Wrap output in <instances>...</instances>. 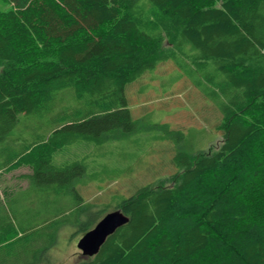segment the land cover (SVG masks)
<instances>
[{
  "label": "trees",
  "instance_id": "trees-1",
  "mask_svg": "<svg viewBox=\"0 0 264 264\" xmlns=\"http://www.w3.org/2000/svg\"><path fill=\"white\" fill-rule=\"evenodd\" d=\"M0 3V173L29 170L0 196V264H49L63 226L103 217L76 186L86 152L140 130L127 86L167 61L220 112L221 144L192 153L157 124L174 172L115 205L129 221L77 264H264V0Z\"/></svg>",
  "mask_w": 264,
  "mask_h": 264
},
{
  "label": "rangeland",
  "instance_id": "rangeland-1",
  "mask_svg": "<svg viewBox=\"0 0 264 264\" xmlns=\"http://www.w3.org/2000/svg\"><path fill=\"white\" fill-rule=\"evenodd\" d=\"M1 4L0 9L4 8ZM126 95L140 130L91 144L83 160L87 173L76 180L85 204L102 209L101 217L142 185L174 172L176 147L165 137L164 126L183 131L184 148L192 153L215 150L222 141L220 112L171 61L162 62L129 84ZM28 171V167H21L0 173V196H4L5 188L26 187L28 183L20 175ZM22 190L25 189L16 192L19 209L40 203L34 187ZM89 212L82 221L92 216ZM83 235L78 226H63L48 250L49 264H77L84 260L86 257L78 247Z\"/></svg>",
  "mask_w": 264,
  "mask_h": 264
},
{
  "label": "water",
  "instance_id": "water-1",
  "mask_svg": "<svg viewBox=\"0 0 264 264\" xmlns=\"http://www.w3.org/2000/svg\"><path fill=\"white\" fill-rule=\"evenodd\" d=\"M128 221L129 217L120 209L108 212L93 228L84 233L78 241V247L86 257L97 254L108 236Z\"/></svg>",
  "mask_w": 264,
  "mask_h": 264
},
{
  "label": "bare ground",
  "instance_id": "bare-ground-1",
  "mask_svg": "<svg viewBox=\"0 0 264 264\" xmlns=\"http://www.w3.org/2000/svg\"><path fill=\"white\" fill-rule=\"evenodd\" d=\"M222 100H223V99H222ZM222 100H221V102H222ZM38 247H39V246H38ZM40 247H41V246H40ZM43 248H44V246H43ZM43 248H42V249H43ZM42 249H41V250H42Z\"/></svg>",
  "mask_w": 264,
  "mask_h": 264
},
{
  "label": "crops",
  "instance_id": "crops-1",
  "mask_svg": "<svg viewBox=\"0 0 264 264\" xmlns=\"http://www.w3.org/2000/svg\"><path fill=\"white\" fill-rule=\"evenodd\" d=\"M196 88V87H195ZM197 89V88H196ZM198 90V89H197ZM76 186H77V184H76Z\"/></svg>",
  "mask_w": 264,
  "mask_h": 264
}]
</instances>
